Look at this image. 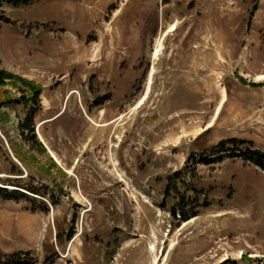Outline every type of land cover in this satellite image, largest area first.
Instances as JSON below:
<instances>
[{"label": "rangeland", "instance_id": "obj_1", "mask_svg": "<svg viewBox=\"0 0 264 264\" xmlns=\"http://www.w3.org/2000/svg\"><path fill=\"white\" fill-rule=\"evenodd\" d=\"M0 16L2 67L43 86L47 150L0 86V187L21 191L0 196V264H264V170L197 161L231 138L264 151V0H36Z\"/></svg>", "mask_w": 264, "mask_h": 264}, {"label": "trees", "instance_id": "obj_2", "mask_svg": "<svg viewBox=\"0 0 264 264\" xmlns=\"http://www.w3.org/2000/svg\"><path fill=\"white\" fill-rule=\"evenodd\" d=\"M34 1L36 0H0V11L3 10L4 3H10L14 6H25L31 4ZM0 19H5L6 21H9L8 18H1V16ZM241 82L244 84L247 83L244 78H241ZM7 83L12 87H16L18 91L22 93V96L24 97V103L30 108V112L26 119V123L28 125L27 129H29L32 135L31 137L33 139V142H35L37 150L40 152H47V150L43 147V144L37 139L34 124V118L37 114V107L41 104L40 97L43 91V86L34 81L8 72L2 67V59L0 58V86L7 85ZM252 85L255 86L256 84L253 83ZM0 121L4 123L3 118H1ZM23 126L25 127L26 124L24 123ZM252 145V141H247L238 138L227 139L218 143L210 150L214 157H212L211 155H201L199 160L197 161L204 164H211L223 161L228 157H243L249 159L250 161H252V163L256 164L264 170V151L254 149ZM11 149L17 159H19L22 163H28V159L24 157V155L19 150H17L15 146L11 145ZM52 164L54 167H58V164L56 162L52 161ZM61 171L64 175H66L63 170ZM12 186L13 185L9 187ZM18 194H21V191H10L6 187H0V196L6 199H19V196L21 195Z\"/></svg>", "mask_w": 264, "mask_h": 264}, {"label": "crops", "instance_id": "obj_3", "mask_svg": "<svg viewBox=\"0 0 264 264\" xmlns=\"http://www.w3.org/2000/svg\"><path fill=\"white\" fill-rule=\"evenodd\" d=\"M41 138L43 139V137H42V135H41ZM50 151H51V154L52 153H54L51 149H50ZM55 154V153H54ZM56 155V154H55ZM57 157V156H56ZM58 162H59V160H57Z\"/></svg>", "mask_w": 264, "mask_h": 264}, {"label": "bare ground", "instance_id": "obj_4", "mask_svg": "<svg viewBox=\"0 0 264 264\" xmlns=\"http://www.w3.org/2000/svg\"><path fill=\"white\" fill-rule=\"evenodd\" d=\"M174 28H172V30H173ZM59 116V115H58ZM67 172V171H66ZM156 260V259H155ZM160 262V261H159Z\"/></svg>", "mask_w": 264, "mask_h": 264}]
</instances>
